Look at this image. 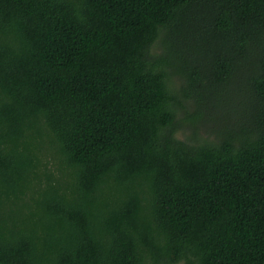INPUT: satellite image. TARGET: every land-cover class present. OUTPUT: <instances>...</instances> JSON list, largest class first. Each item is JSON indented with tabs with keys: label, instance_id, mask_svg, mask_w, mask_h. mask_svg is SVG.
<instances>
[{
	"label": "trees",
	"instance_id": "1",
	"mask_svg": "<svg viewBox=\"0 0 264 264\" xmlns=\"http://www.w3.org/2000/svg\"><path fill=\"white\" fill-rule=\"evenodd\" d=\"M181 263L264 264V0H0V264Z\"/></svg>",
	"mask_w": 264,
	"mask_h": 264
},
{
	"label": "rangeland",
	"instance_id": "2",
	"mask_svg": "<svg viewBox=\"0 0 264 264\" xmlns=\"http://www.w3.org/2000/svg\"><path fill=\"white\" fill-rule=\"evenodd\" d=\"M166 36L165 34L161 35L160 40H158V44L159 46L157 47V49L154 51V54L156 53H162L163 51V47H162V41L163 39H165ZM181 79L178 76H174L173 77V83L176 86H179L181 84ZM195 109H191L190 113H194ZM207 113V112H206ZM216 114L212 115H208L203 117V119L201 121H199L195 127L193 125H190L187 120H185L186 117V113L183 112V114L180 115L181 118L184 117V120H182V124H180L179 126V133H178V137L180 139H184V140H190L193 142L195 141L194 138V133H197V141H201L203 139H211L213 140V131L217 130L220 126H223L224 122L226 119H228V117H226L225 114L223 113H219L218 112V118L215 116ZM223 117H226L225 119H222ZM195 128H197V130H195ZM183 264V263H181Z\"/></svg>",
	"mask_w": 264,
	"mask_h": 264
}]
</instances>
